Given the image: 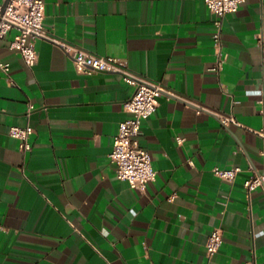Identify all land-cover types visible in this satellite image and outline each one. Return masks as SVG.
Returning <instances> with one entry per match:
<instances>
[{
    "label": "crops",
    "instance_id": "crops-1",
    "mask_svg": "<svg viewBox=\"0 0 264 264\" xmlns=\"http://www.w3.org/2000/svg\"><path fill=\"white\" fill-rule=\"evenodd\" d=\"M51 36L160 83L141 146L157 172L144 190L117 177L110 153L124 102L120 73L77 71L58 44L35 41L28 67L0 40V264H264V0L223 19L205 0H43ZM199 107L204 110L199 111ZM242 125H223L217 113ZM33 127L23 153L12 126ZM182 138L179 141L178 138ZM215 166H239L233 181ZM220 226L223 243L206 242Z\"/></svg>",
    "mask_w": 264,
    "mask_h": 264
},
{
    "label": "built area",
    "instance_id": "built-area-1",
    "mask_svg": "<svg viewBox=\"0 0 264 264\" xmlns=\"http://www.w3.org/2000/svg\"><path fill=\"white\" fill-rule=\"evenodd\" d=\"M242 1L244 0H205L210 11L216 15L213 35L215 41L221 42L224 17L236 12ZM44 17L45 3L43 0H0V40L5 38L11 30H15L16 33L9 47L18 52L30 68L38 60L35 41L44 38L58 44L69 54L78 72L89 75L96 72L120 73L127 83L134 86L133 94L124 102L128 117L119 123L110 159L116 166L119 179L126 180L133 188L144 190L148 182L156 178L157 172L152 165L150 152L140 143L142 124L156 111L159 97L165 93L171 94V92L160 83L128 70L113 56L94 54L51 36L44 27ZM0 68L8 73L10 64L0 60ZM260 103L263 105L262 113L264 114V93ZM198 109L199 111L204 110L202 107ZM216 113L225 126L242 125L234 115ZM33 132V127L29 124L12 126L9 130V134L19 140V148L23 153L32 149ZM254 132L263 140L261 154L264 157V126ZM178 139L182 141V138ZM241 171L242 168L239 166L230 168L215 166L213 168L217 176L227 181L236 179ZM244 187L248 198L253 190L264 187V169L247 177L244 180ZM222 243L223 230L218 226L211 231L206 242L209 256L218 252ZM247 264H256V262L249 261Z\"/></svg>",
    "mask_w": 264,
    "mask_h": 264
}]
</instances>
